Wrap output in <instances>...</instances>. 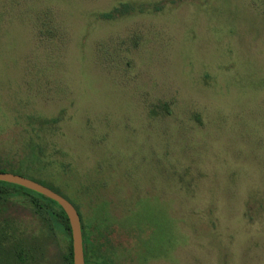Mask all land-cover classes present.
Instances as JSON below:
<instances>
[{"label":"rangeland","instance_id":"1","mask_svg":"<svg viewBox=\"0 0 264 264\" xmlns=\"http://www.w3.org/2000/svg\"><path fill=\"white\" fill-rule=\"evenodd\" d=\"M31 141L116 264H264V0H0V159Z\"/></svg>","mask_w":264,"mask_h":264},{"label":"trees","instance_id":"2","mask_svg":"<svg viewBox=\"0 0 264 264\" xmlns=\"http://www.w3.org/2000/svg\"><path fill=\"white\" fill-rule=\"evenodd\" d=\"M134 10L135 7L126 2L113 7L109 11L99 13V18L111 20L130 14ZM51 121H55V119H51ZM41 154L39 145L31 141L30 146L21 151L15 158L10 160L0 159V171L28 177L68 199L76 208L80 217L85 264L91 262L92 256H95L96 264H116L112 257L103 256L101 253L104 247L108 248L106 239L108 228L98 224L94 227L86 224L77 204L56 187L49 178L43 177L49 164L44 161ZM17 205L24 208L30 215L37 217L41 221L44 230L36 238L26 235L18 240L11 241L13 234H8L6 228L12 224V221L10 222L8 218H4L5 224L0 231V255L3 256V262L8 264H37L41 256H44L46 244L54 242L59 232L66 242L64 252L58 255L56 264H72L70 226L62 207L56 201L33 190L0 181V212H7ZM11 228L14 230L12 225Z\"/></svg>","mask_w":264,"mask_h":264},{"label":"water","instance_id":"3","mask_svg":"<svg viewBox=\"0 0 264 264\" xmlns=\"http://www.w3.org/2000/svg\"><path fill=\"white\" fill-rule=\"evenodd\" d=\"M0 181L20 185L56 201L68 218L71 233L72 264H85L80 217L68 199L47 186L20 174L0 171Z\"/></svg>","mask_w":264,"mask_h":264},{"label":"flooded vegetation","instance_id":"4","mask_svg":"<svg viewBox=\"0 0 264 264\" xmlns=\"http://www.w3.org/2000/svg\"><path fill=\"white\" fill-rule=\"evenodd\" d=\"M39 261V260H38ZM22 264V263H21Z\"/></svg>","mask_w":264,"mask_h":264}]
</instances>
